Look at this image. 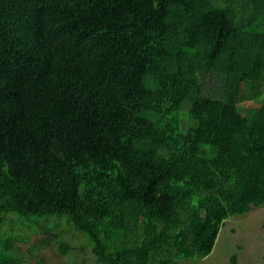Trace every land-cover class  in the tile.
Listing matches in <instances>:
<instances>
[{"label":"trees","instance_id":"obj_1","mask_svg":"<svg viewBox=\"0 0 264 264\" xmlns=\"http://www.w3.org/2000/svg\"><path fill=\"white\" fill-rule=\"evenodd\" d=\"M262 205L264 0H0V232L65 216L97 264H178Z\"/></svg>","mask_w":264,"mask_h":264},{"label":"rangeland","instance_id":"obj_2","mask_svg":"<svg viewBox=\"0 0 264 264\" xmlns=\"http://www.w3.org/2000/svg\"><path fill=\"white\" fill-rule=\"evenodd\" d=\"M221 80L216 71L201 75L202 93L220 94ZM255 105L243 103L246 107ZM0 234L20 238L12 250L14 259L7 264H97L92 245L65 216L22 217L8 213ZM63 247H67L65 252ZM233 255L239 264H264V205L227 218L220 226L210 254L197 259H179L178 264H231Z\"/></svg>","mask_w":264,"mask_h":264}]
</instances>
